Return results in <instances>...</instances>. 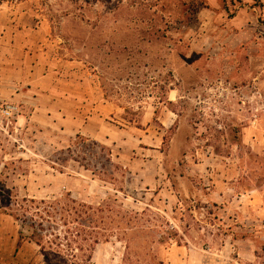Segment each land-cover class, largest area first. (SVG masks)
<instances>
[{"label": "rangeland", "instance_id": "374dc122", "mask_svg": "<svg viewBox=\"0 0 264 264\" xmlns=\"http://www.w3.org/2000/svg\"><path fill=\"white\" fill-rule=\"evenodd\" d=\"M5 1L50 22L56 54L89 72L116 141L82 132L85 116L98 110L87 109L79 122L50 112L54 119L42 100L43 111L20 123L26 110L14 103L18 116L0 115V200L9 191L19 199L71 194L93 206L110 199L124 227L133 219L132 248L116 233L96 245L91 264L242 258L227 237L228 202L211 195H241L264 180V0ZM78 134L111 149L120 168L94 172L104 161L94 147L76 152L79 160L87 155L90 170L76 160L58 170ZM2 214L0 264H58L21 240L20 223Z\"/></svg>", "mask_w": 264, "mask_h": 264}, {"label": "crops", "instance_id": "0c3cea01", "mask_svg": "<svg viewBox=\"0 0 264 264\" xmlns=\"http://www.w3.org/2000/svg\"><path fill=\"white\" fill-rule=\"evenodd\" d=\"M52 36L50 22L45 16L29 13L22 2L10 5L0 0V103L22 104L26 112L19 118L20 123L43 111L42 100L45 101L47 116L54 119L58 116L50 112L79 122L87 109L98 110L91 116H85L82 132L114 143L116 132L107 130L106 105L101 103V96L95 95L89 72L74 60L58 57L56 41ZM60 90L63 94L59 95ZM102 109H105L104 112ZM93 125H99V130L94 133L90 131ZM4 165L0 159V174ZM216 195L228 202L226 214L232 221L227 226L228 241L235 248L237 257L243 258H237L232 264L237 261L256 264L263 259L264 180L263 183L252 184L241 195L215 191L211 199L220 203ZM235 203L244 204L234 207ZM4 216L0 213V222ZM2 233L3 228L0 227ZM175 243L177 247H182Z\"/></svg>", "mask_w": 264, "mask_h": 264}, {"label": "trees", "instance_id": "16d2710c", "mask_svg": "<svg viewBox=\"0 0 264 264\" xmlns=\"http://www.w3.org/2000/svg\"><path fill=\"white\" fill-rule=\"evenodd\" d=\"M201 8V5H196L193 12H198ZM77 139L80 141L74 143L75 147L67 148L59 159L58 170L64 172L63 168L71 160L78 161L85 169L90 170L87 155H81L79 160L76 157L80 154L76 156V152L90 153L94 147L101 149L104 160L98 169L91 168L94 172L106 173L109 168H120L112 162L111 149L81 134L77 135ZM2 196L0 212L14 217L22 228L21 240L34 242L50 261L57 258L60 260L58 264H91L96 245L110 241L116 233L127 240L128 250L132 248L129 233L133 229L131 226L135 225L133 219L129 217L128 226L124 227L125 217L122 219L110 199L100 206H93L76 200L71 194L54 199H19L9 191ZM117 216L121 219L118 220ZM108 218H116L113 220L116 225L109 222ZM163 239L164 236L160 241L163 242Z\"/></svg>", "mask_w": 264, "mask_h": 264}, {"label": "built area", "instance_id": "2783aa9c", "mask_svg": "<svg viewBox=\"0 0 264 264\" xmlns=\"http://www.w3.org/2000/svg\"><path fill=\"white\" fill-rule=\"evenodd\" d=\"M21 110L19 105L14 103H6L0 108V115L2 118L10 119L12 117L18 116Z\"/></svg>", "mask_w": 264, "mask_h": 264}]
</instances>
